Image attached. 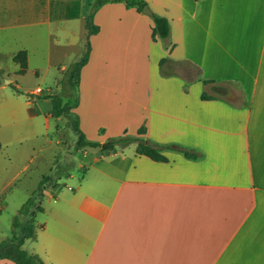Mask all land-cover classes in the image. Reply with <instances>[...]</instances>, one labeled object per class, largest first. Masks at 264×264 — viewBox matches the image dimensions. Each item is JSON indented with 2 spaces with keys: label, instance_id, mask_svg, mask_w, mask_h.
I'll return each mask as SVG.
<instances>
[{
  "label": "crops",
  "instance_id": "0c3cea01",
  "mask_svg": "<svg viewBox=\"0 0 264 264\" xmlns=\"http://www.w3.org/2000/svg\"><path fill=\"white\" fill-rule=\"evenodd\" d=\"M144 1L168 20L167 38L123 2L99 6L88 35L96 0H0V37L17 45L5 55L25 51L26 69L36 57L58 68L63 46L87 40L74 110L88 141L103 150L143 126L166 146V160L135 143L81 148V174L64 175L73 186L54 178L39 191L47 217L31 253L43 264H264V0Z\"/></svg>",
  "mask_w": 264,
  "mask_h": 264
},
{
  "label": "rangeland",
  "instance_id": "374dc122",
  "mask_svg": "<svg viewBox=\"0 0 264 264\" xmlns=\"http://www.w3.org/2000/svg\"><path fill=\"white\" fill-rule=\"evenodd\" d=\"M91 8L92 5L86 12V22L90 21L86 16ZM79 28L78 25L69 33L73 35ZM69 38L58 35L59 45H66ZM8 40L0 37V241L22 235L27 223H33L36 231L37 224L47 217V212L37 210L39 205L46 207V200L37 192L42 179L46 177L40 191L44 187L47 189L54 178L60 186L66 182L72 187L73 183L66 181L64 175L72 172L80 175L78 165L85 160L83 150L76 146L78 134L72 118L77 115L74 106L78 93L73 69L85 55L87 40L81 38L73 47L63 46V55L59 52L57 56V65L64 66L63 72L58 71L60 66L54 68L56 65L52 63L48 66L46 60L36 57L31 58L28 68L22 73L8 54L5 55L7 50L17 48L13 41ZM37 87L42 91L30 92ZM114 88L123 87L121 83H115ZM52 95L60 98L63 107L67 103L69 110L66 115L52 114ZM108 103L116 109L118 99H109ZM48 114L51 117H47ZM103 132L99 127L93 140L101 137ZM123 134L136 135L127 131ZM95 149L100 150L85 147L90 152H95ZM30 197L34 200L33 210L29 215L18 214ZM15 217L17 221L13 228ZM33 246L29 239L23 248L32 252Z\"/></svg>",
  "mask_w": 264,
  "mask_h": 264
},
{
  "label": "trees",
  "instance_id": "16d2710c",
  "mask_svg": "<svg viewBox=\"0 0 264 264\" xmlns=\"http://www.w3.org/2000/svg\"><path fill=\"white\" fill-rule=\"evenodd\" d=\"M106 2H123L127 8L133 7L137 11H142L144 6H146V2L144 0H96V2L92 5V8L87 14V18L90 21H87V28H88V35L95 33L98 30L97 26L92 24V16L94 11ZM153 20V29H152V38H167L170 33L169 22L166 18L152 14L151 15ZM89 48V47H88ZM12 60L18 62L20 65L19 72L22 73L26 69V53L25 51H19L16 53ZM164 59L160 60L162 63ZM86 63V58H83L79 62L76 63L75 68L73 69V75H77L78 69ZM207 82V81H205ZM52 114L55 116H60L68 112L69 107L67 104L63 107L61 104L60 98L55 97L52 95ZM202 99L212 98L204 93L201 94ZM72 124L74 129L77 131L78 140L76 143L77 148H85V147H96L101 146L100 143L94 141H88L84 134L78 128V116L75 115L72 118ZM145 133V128L142 126L137 130L136 135H126L123 134L118 137L110 138L105 143L103 148L104 149H115L116 147L124 148L129 144L135 143L136 144V153L146 155L153 160H166V158L162 155V150L166 146L148 140L142 136ZM168 148L176 150L182 153L187 158L196 159L199 157V153L195 152L194 150L187 149L180 145H168ZM46 178V177H45ZM45 178L42 179L40 185L38 187V191H40ZM34 207V200L32 197L28 198L26 202L21 206L18 211V214H25L29 215ZM39 210V209H38ZM16 217L14 218L12 225L13 228L16 224ZM24 232L20 236H12L9 239H4L0 241V258H7L12 260L15 264H43L41 258L34 253L28 252L23 248V244L27 239L34 240L36 238V231L35 225L33 223H27L24 225Z\"/></svg>",
  "mask_w": 264,
  "mask_h": 264
},
{
  "label": "water",
  "instance_id": "95a60500",
  "mask_svg": "<svg viewBox=\"0 0 264 264\" xmlns=\"http://www.w3.org/2000/svg\"><path fill=\"white\" fill-rule=\"evenodd\" d=\"M142 12L147 14V15H151V10L149 9L148 6H144V8L142 9Z\"/></svg>",
  "mask_w": 264,
  "mask_h": 264
},
{
  "label": "built area",
  "instance_id": "2783aa9c",
  "mask_svg": "<svg viewBox=\"0 0 264 264\" xmlns=\"http://www.w3.org/2000/svg\"><path fill=\"white\" fill-rule=\"evenodd\" d=\"M41 90L38 88L36 92H40Z\"/></svg>",
  "mask_w": 264,
  "mask_h": 264
}]
</instances>
